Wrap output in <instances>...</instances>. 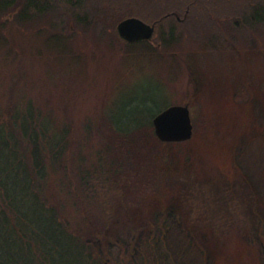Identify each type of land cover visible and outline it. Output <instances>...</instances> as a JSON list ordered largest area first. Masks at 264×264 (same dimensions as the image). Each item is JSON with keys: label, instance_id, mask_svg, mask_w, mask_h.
I'll return each instance as SVG.
<instances>
[{"label": "trees", "instance_id": "obj_1", "mask_svg": "<svg viewBox=\"0 0 264 264\" xmlns=\"http://www.w3.org/2000/svg\"><path fill=\"white\" fill-rule=\"evenodd\" d=\"M99 7V1L91 0H0V19L13 14V24H46L42 34L47 49L66 57L68 34L84 30L86 37L94 29L92 34L106 35L99 32ZM258 21L235 18L234 33L245 41V51L237 43L233 47L241 55L249 49L250 38L256 42L263 34L256 28ZM183 37L179 31H160L155 39L159 47L124 41L125 47L115 49L130 58L146 52L176 61L181 57L172 53L184 50L174 45ZM189 73L181 103L192 109L194 135L180 143L162 142L155 134L153 120L168 108L157 109V96L131 99L106 114L104 126H87L86 136L76 142L70 124H57L51 113H43L26 97L20 99L16 83L10 87V96L0 103V264H187L192 252L198 255L194 264H264V200L239 161L242 149L226 142L233 131L237 137L248 136L256 119L260 125L245 153L254 145L264 151V118L254 115L252 101L213 93L204 110L211 117L222 108L226 128L201 133L193 108L203 83ZM231 119L237 125L230 131ZM89 133L97 145L88 144ZM178 146L189 148L178 152ZM205 152L227 180L243 177L251 192L248 198L228 181L219 197L203 191L209 188L202 165ZM259 168L264 174V160ZM98 177L111 189L105 198L95 182ZM169 177L177 182L164 188ZM247 202L255 212L251 217L245 212ZM122 212L118 219L125 226L110 228L108 220Z\"/></svg>", "mask_w": 264, "mask_h": 264}, {"label": "rangeland", "instance_id": "obj_2", "mask_svg": "<svg viewBox=\"0 0 264 264\" xmlns=\"http://www.w3.org/2000/svg\"><path fill=\"white\" fill-rule=\"evenodd\" d=\"M108 9L107 5L100 4L99 11L105 18L111 19L112 14L120 15L114 11L118 9L117 6L112 7V11L108 12ZM144 10H147V7ZM13 21V14L0 19V103L3 100L1 98L9 93L10 87L16 83V94L20 99L26 97L43 113H51L57 124H70L76 142L86 136L87 126H104L106 114H111L133 98L157 96L159 110L172 105H185L181 100L186 97L190 85V70L203 83L195 109L193 108L194 119L201 133L205 134L207 128H213L216 133L222 127L226 128L221 115L223 111H219L222 108L215 110L211 117H208L204 110L205 101L213 93L222 99L233 93L244 103L252 101L253 103H250L251 110L252 104L254 105V115L259 120L264 118V54L257 51L262 49L264 52V43L261 44L259 40L255 42L254 38H250L246 46L249 47L246 53L250 49L252 52L244 57L246 53L241 55L237 48L233 47L234 43H237L238 46H243L238 48L242 52L245 51V41L242 43L239 33L237 36L235 33L229 34V42L218 44L210 38L214 32H182L184 37L178 47H182L184 51L176 50L172 53L181 57V60L178 58L172 61L157 59L153 54L146 52H138L135 57L130 58L119 48L115 49L125 47V42L115 37L116 29H108L102 37L92 34L94 29H89L90 34L86 37L84 30H77V35L68 34L67 47L70 48V53L65 57V54L47 49L42 34L43 29L47 28L46 24L41 27H25L13 24ZM203 26L207 27L206 24ZM50 34L51 32L49 36ZM154 42L151 45L159 47L156 40ZM176 45L174 47H177ZM235 124L237 125V122L231 119L230 131ZM251 124L248 136L237 137L233 131L227 134L226 142L237 144L238 150L242 149L239 161L243 163L244 172H248L264 200V174L259 168L260 162L264 160V151L254 145L251 153H245L246 144L249 143L255 126L260 125L256 119ZM89 140L88 144L97 145L95 135L90 134ZM188 148L178 146L176 149L182 152ZM202 165L207 170L205 184L209 185V188L203 191L219 197L226 187V181L232 183L231 180H227L221 169L215 166L211 155L206 152L202 156ZM95 182L99 193L104 198L107 197V191L111 190L109 184L103 179ZM176 182L174 177L166 178L163 182L164 188H169ZM232 187L245 199L251 194L240 175L235 177ZM252 206L250 202L245 204L248 217L254 212ZM261 211L264 212V204ZM123 214L122 212L109 219V227L125 226L119 221L120 218L118 219ZM72 215L76 216L77 213L74 211ZM173 239L175 243L179 241L176 236ZM197 258L198 255L192 252L187 255L186 262L194 264Z\"/></svg>", "mask_w": 264, "mask_h": 264}, {"label": "flooded vegetation", "instance_id": "obj_3", "mask_svg": "<svg viewBox=\"0 0 264 264\" xmlns=\"http://www.w3.org/2000/svg\"><path fill=\"white\" fill-rule=\"evenodd\" d=\"M84 1V0H83ZM109 7L108 12L120 13L110 15L111 19L100 17L99 32L112 28L118 31L121 22L130 18H139L155 27L151 44L160 31L162 32H214L217 43L229 42V34L235 32V18L259 17L257 29L263 33L258 40L264 42V0H91ZM141 3V4H140ZM146 4V6L144 5ZM147 7V10L144 8ZM96 10H92L95 12ZM141 13V15L139 14ZM140 15V16H139ZM158 16V18H155ZM103 17L105 18L103 20ZM151 18V21L145 19ZM119 19H122L119 21ZM116 26L114 27V25ZM203 24H206L205 28ZM124 41V40H123ZM126 42V41H125ZM146 42V41H143ZM128 43V42H126ZM181 43V42H180ZM179 42L175 43L178 47ZM130 44V43H128ZM191 44V43H190ZM158 45H161L158 43ZM174 45V46H175Z\"/></svg>", "mask_w": 264, "mask_h": 264}, {"label": "water", "instance_id": "obj_4", "mask_svg": "<svg viewBox=\"0 0 264 264\" xmlns=\"http://www.w3.org/2000/svg\"><path fill=\"white\" fill-rule=\"evenodd\" d=\"M118 31L124 40L136 43L151 40L155 27L139 18H130L120 23ZM153 125L158 139L166 143L186 142L194 135L189 104L172 105L166 108L154 118Z\"/></svg>", "mask_w": 264, "mask_h": 264}]
</instances>
